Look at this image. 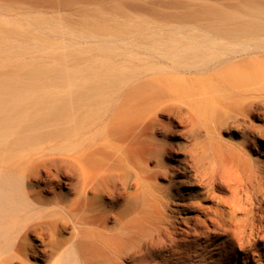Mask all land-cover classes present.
I'll return each mask as SVG.
<instances>
[{
    "label": "bare ground",
    "instance_id": "1",
    "mask_svg": "<svg viewBox=\"0 0 264 264\" xmlns=\"http://www.w3.org/2000/svg\"><path fill=\"white\" fill-rule=\"evenodd\" d=\"M120 2L171 25L70 30L40 109L0 80V264H264V0Z\"/></svg>",
    "mask_w": 264,
    "mask_h": 264
},
{
    "label": "rangeland",
    "instance_id": "2",
    "mask_svg": "<svg viewBox=\"0 0 264 264\" xmlns=\"http://www.w3.org/2000/svg\"><path fill=\"white\" fill-rule=\"evenodd\" d=\"M121 0H0V80L20 79L25 84L16 87L18 96L32 99L41 108L42 87L56 81L61 58L72 61L76 50L86 49V45L77 44L76 33H98L109 28L104 20L113 18L124 22L126 30H137L138 22L147 26L169 27L171 24L152 15V10L128 8ZM136 3L162 2L163 0H136ZM118 4V5H116ZM116 5V6H114ZM146 6H150L146 4ZM155 11L173 13L172 9L155 6ZM129 21L123 20V16ZM45 21V22H42ZM76 38V37H75ZM74 55V56H73ZM65 56V57H63ZM220 97H226L231 91L220 88ZM53 93V91H52ZM264 104H258L261 108ZM234 110V109H233ZM223 121L221 132L216 138L223 142H240L243 136L252 138L251 127L262 126L255 113L245 117L238 110H218ZM32 113L28 111L27 114ZM38 115V114H37ZM34 122H38L34 116ZM205 139L206 125H213L211 115L203 114V120H197ZM262 129V128H261ZM264 130V129H263ZM254 144L264 149V132L254 134ZM178 142L189 145L193 141L191 134H184ZM256 153L253 152V155ZM161 182V181H160ZM162 186L166 182L160 183ZM44 264V263H40Z\"/></svg>",
    "mask_w": 264,
    "mask_h": 264
}]
</instances>
